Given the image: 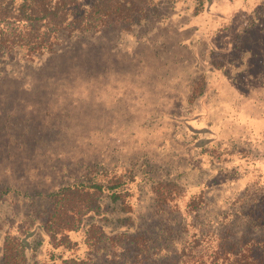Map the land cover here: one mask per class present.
Listing matches in <instances>:
<instances>
[{"label": "trees", "instance_id": "16d2710c", "mask_svg": "<svg viewBox=\"0 0 264 264\" xmlns=\"http://www.w3.org/2000/svg\"><path fill=\"white\" fill-rule=\"evenodd\" d=\"M188 2L182 22L178 0H0V56L38 61L82 38L197 23V79L186 105L197 98L201 112L190 149L205 152L210 106L222 105L240 119L230 132L237 146L264 126V98L252 96L264 95V0ZM228 149L219 163L197 167V193L183 179L190 162L181 172L180 161L146 162L75 177L38 196L46 207L35 211L34 228L3 232L0 264H264V173L251 164L264 153L241 149L240 169L229 166Z\"/></svg>", "mask_w": 264, "mask_h": 264}, {"label": "rangeland", "instance_id": "374dc122", "mask_svg": "<svg viewBox=\"0 0 264 264\" xmlns=\"http://www.w3.org/2000/svg\"><path fill=\"white\" fill-rule=\"evenodd\" d=\"M188 3L178 0L179 21L188 20ZM169 26L82 38L38 61L0 56V238L11 229L34 228L35 211L46 207L38 196L92 169L180 161L181 172L190 162L183 179L197 193V167L207 166L203 160L219 163V151L229 147V166L241 169L246 162L241 149L264 153V126L234 145L230 132L240 119L233 108L210 106V98L208 117L215 125L206 137L210 143L202 153L190 149L201 112L197 98L186 105L189 82L197 79V23ZM237 101L236 106L244 104L243 98ZM184 114L187 129L179 124ZM251 164L264 173L263 157Z\"/></svg>", "mask_w": 264, "mask_h": 264}]
</instances>
